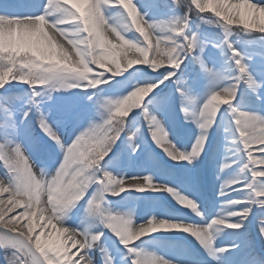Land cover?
I'll return each mask as SVG.
<instances>
[{
	"label": "snow or ice",
	"instance_id": "1",
	"mask_svg": "<svg viewBox=\"0 0 264 264\" xmlns=\"http://www.w3.org/2000/svg\"><path fill=\"white\" fill-rule=\"evenodd\" d=\"M0 260L264 264V0H2Z\"/></svg>",
	"mask_w": 264,
	"mask_h": 264
},
{
	"label": "rangeland",
	"instance_id": "2",
	"mask_svg": "<svg viewBox=\"0 0 264 264\" xmlns=\"http://www.w3.org/2000/svg\"><path fill=\"white\" fill-rule=\"evenodd\" d=\"M206 15H211V13H206ZM51 104V106L53 107V109L55 110V107L60 103L59 101H57L56 99H54L53 101L49 102ZM0 264H3V261L0 260Z\"/></svg>",
	"mask_w": 264,
	"mask_h": 264
},
{
	"label": "bare ground",
	"instance_id": "3",
	"mask_svg": "<svg viewBox=\"0 0 264 264\" xmlns=\"http://www.w3.org/2000/svg\"><path fill=\"white\" fill-rule=\"evenodd\" d=\"M0 2H2V0H0ZM16 211H17V212H19V211H20V209H17ZM13 214H15V213H13ZM37 231H39V229H37Z\"/></svg>",
	"mask_w": 264,
	"mask_h": 264
}]
</instances>
